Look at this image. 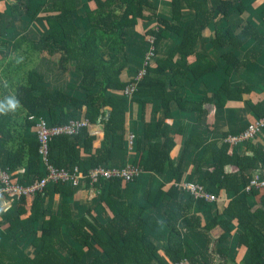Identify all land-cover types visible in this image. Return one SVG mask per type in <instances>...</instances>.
Wrapping results in <instances>:
<instances>
[{"label": "trees", "instance_id": "1", "mask_svg": "<svg viewBox=\"0 0 264 264\" xmlns=\"http://www.w3.org/2000/svg\"><path fill=\"white\" fill-rule=\"evenodd\" d=\"M83 1V25L72 19L75 0L50 1V6H37L32 13L30 5L26 7L31 21H45L46 29L41 34L36 31L38 38H29V29L9 43L12 58L8 66L14 67L15 74H10L8 89L0 92V99L14 94L20 108L16 113L0 115V170L7 172L14 184L40 180L45 170L38 154L36 122L44 119L48 125L59 126L86 119L87 125L76 135L50 141L48 161L52 166L66 170L77 167L82 174L98 166L115 167L116 155L122 156L127 147L138 155L145 140L147 148L132 161L142 174L128 183L121 178H100L92 186L100 190L108 213L100 222L91 211L72 222L67 203L62 204L59 216L42 215L39 205L47 189L29 198L31 202L27 197H11L17 201L13 216L2 219L5 206L0 207V264H264V199L255 201L259 189L243 191L255 174H264V126L254 138L236 146L224 142L229 135L242 133L250 123L264 119V104L249 98L252 89L244 83L229 82L232 72H241L243 67L247 71L248 60L254 62L259 48L264 47V6L257 13L258 27L246 22L233 28L225 23L247 10L246 0ZM161 2L168 5L170 16L158 13ZM1 4L5 10L0 12V34H6L22 5L15 0H0ZM207 30L212 32L206 52L200 49L199 39L206 41ZM129 34L151 39L154 54L147 61L143 54L135 71H131L126 51L132 46L126 42ZM170 38L173 46L164 57H158L160 45ZM249 40L256 46L244 55L240 48ZM210 50L218 53L221 65L211 61ZM40 55H59L56 70L69 74L63 85L52 87L37 70ZM220 68L226 81L218 89H209L199 103L180 94L185 78L196 81ZM141 69L145 75L137 82L134 77ZM124 72L127 77L131 74L126 80ZM129 86H135L131 96L125 93ZM231 101L245 104L257 119L220 139L207 141L205 133L213 132L218 112ZM171 104L194 121L192 126L179 124L176 141L167 127L162 128L163 122L153 123L158 113L154 106L170 120ZM129 105L136 113L128 134ZM12 125L17 131L33 129L34 133H26L24 144L6 147L4 137L9 136ZM199 126L200 136L196 133ZM191 152L193 159L186 173ZM108 161L112 165H107ZM185 174L186 181L199 174L196 183L222 201L194 199L174 184L153 188L156 175L180 183ZM62 187L69 197L76 190L57 185L55 193ZM166 196L171 207L163 206ZM198 210L200 214H194ZM65 223L72 224L70 237L82 249L75 250L64 242L60 229ZM232 223L240 231L234 236L236 252L222 246ZM161 225L170 229L177 242L179 228L198 231L200 252L173 241L157 249L148 235Z\"/></svg>", "mask_w": 264, "mask_h": 264}, {"label": "crops", "instance_id": "2", "mask_svg": "<svg viewBox=\"0 0 264 264\" xmlns=\"http://www.w3.org/2000/svg\"><path fill=\"white\" fill-rule=\"evenodd\" d=\"M19 1V3L22 5L20 8L19 13L17 14V18L14 21V25L9 26L7 29L8 32L6 34H0V43L1 40H4V44L6 47H8L9 43L13 41L14 36L16 33H24L27 32L31 27H35V30L38 33H44L46 29V22L44 21H31V16L30 12L32 13V9L39 6V7H48L51 5L50 1H56V0H15ZM161 1H166V0H161ZM84 1L83 0H75V9L71 13L72 19L79 22L81 25L86 24L85 23V17H84ZM246 5L249 6L247 10L238 18L234 19L233 21L231 20L229 23H225V26H228L231 23V26L234 28L236 26H240L245 24L246 22H249L253 26H259V21H258V16L257 13H259V10L264 6V0H246ZM5 4L0 5V12L5 10ZM9 5V4H7ZM27 5H30L31 10L30 12H27L26 7ZM158 13L163 14L164 16H170V9L168 5H166L164 2H161L158 8ZM41 16V14H40ZM37 23L39 26H37ZM238 24V25H237ZM25 26V30H20L19 28ZM28 28V29H27ZM13 30H16L14 33ZM34 30V29H33ZM211 30H207L206 32V37H208V40L211 38ZM36 33V34H38ZM19 37V36H17ZM16 37V38H17ZM38 38V35L36 37ZM173 39H167L164 41L163 44L160 45L159 50H158V57H164L167 54V51L173 46ZM201 42V40H200ZM202 45V44H200ZM203 46V45H202ZM255 44L252 40H249L246 45H244L242 48H240V51L242 54L246 55L253 49H255ZM206 52L208 51L207 46H205ZM260 52L258 54L257 59L253 62L252 60H248L247 62V71L240 69L239 71L247 72L244 73L242 76L240 75L241 72H238V69L232 72L231 76L229 77V82L232 85H237L239 83H244L247 85L249 88L252 89L251 94L249 95V98L253 101H257L258 103L261 102V104H264V47L259 48ZM208 55L211 59V61L216 62L218 64L220 63V58L217 52L214 51H209ZM2 53H0V92H4L6 89H8V78L10 77L11 73L15 74V71H13L14 67H9L7 65H1L3 61ZM6 56L10 58L12 56V53L9 52ZM59 55H53L52 57H45V55H40L39 59L37 58L36 61V66L37 70L42 73L45 76V80L53 87L54 85L60 86L63 85L62 83L64 81H60V77L58 76L57 73H59L56 68L57 60H58ZM243 57V56H242ZM131 58V56H129ZM8 68V69H7ZM5 69H7L5 71ZM2 71H4V76L2 75ZM131 71H135L132 70ZM253 73L254 76L251 74ZM60 74V73H59ZM69 77V74L66 73ZM131 75V74H130ZM129 75V76H130ZM126 78H128L126 75H124ZM51 80H49V78ZM68 79V78H67ZM227 77L224 74L223 70L220 68L218 70L213 71L207 76H204L201 79H198L196 81H192L189 78H185L182 82V84L179 87L180 94L186 98L187 101H192V102H200L205 93L209 89H218L221 84L226 81ZM261 94H260V93ZM247 98V96H246ZM156 111L158 113L156 114V121L153 123L158 122H163L162 128H168L169 129V136L174 139L175 141L177 140L176 136V131L179 129V124L183 125H193L194 121H190V119L184 114H182L179 109L174 105L171 104L170 110H171V119L167 120L165 119L164 115L161 119L160 113H159V108L155 107ZM134 111L136 112V109L133 108V106L129 105L128 106V134L131 131V128L134 124L135 121H133V116H134ZM151 114V112H150ZM257 118L254 117L248 108L245 106V104L238 103V102H227L226 108H224L222 111L218 112L216 119H215V124H214V130L213 132L208 135H206L207 141H211L213 139H220L223 137L224 134H229L237 131L245 122H252L256 120ZM195 126V125H194ZM14 125H12V128L10 130L9 136L4 137L6 141V147H17L18 145L24 144V137L26 136V133L31 134L34 133L33 129H30V131H25L23 129H20L19 131L15 130ZM133 130V129H132ZM204 132V131H203ZM20 134L21 137L16 134ZM132 133V132H131ZM196 133L197 135L200 136V126L196 128ZM27 134V135H28ZM132 135V134H131ZM148 146L147 142L143 140L141 142V150L139 151L140 153L137 155L136 153L133 152V148H128L124 149V152L122 156L116 155L115 156V167H119L120 165L124 166L127 164L132 163L135 159L139 157L141 152L146 149ZM178 146V145H177ZM178 149H176L177 151ZM142 155V154H141ZM200 157V155L198 156ZM190 162L188 161L187 167H186V173L188 170H190L191 166V161L193 159V153L191 152L189 157ZM107 165H112L111 161L107 162ZM77 168V167H74ZM78 169V168H77ZM66 170V169H64ZM187 175H184L183 180ZM155 180L153 181V188L156 189L160 187V185L169 186L172 183V181L169 180L168 177L163 179L159 175L155 176ZM200 175L198 174V177L195 176L194 179H199ZM182 180V181H183ZM10 181V177H9ZM34 182V181H33ZM147 181H139V184H143ZM193 182V181H192ZM196 182V181H195ZM11 183V182H10ZM88 183V184H87ZM14 184V183H11ZM17 184V183H15ZM95 184V183H94ZM90 185L88 181L85 183H82L80 187L74 188L69 185H62V184H55V185H49L47 187L46 194L42 196L40 205H39V211L42 215H52V216H59L61 214V208L62 204H68L69 205V214L72 222L77 221L80 217L85 215V212L91 211L94 218L97 219L99 222L103 219H105L108 215V213L105 212L104 206L101 201V197L99 196L100 190L96 189L95 187L93 188ZM57 185H62V186H69L72 189H76L71 191V196L69 197L66 193L65 187L61 188V191L59 193H55V186ZM91 186V188L87 187ZM222 198L226 199L227 196L226 194H221ZM255 201L258 202L260 199H264V191L263 192H258L255 196ZM27 197V201H30ZM3 201L4 203H2ZM169 198L166 196L164 198V203H168ZM222 201L219 199V202ZM17 201L13 198H9L8 200H0V207L3 205L5 206V216L7 214H11L16 208ZM169 204V203H168ZM172 204V203H171ZM2 206V207H3ZM8 209V211H6ZM4 212L2 214H4ZM194 214H200V211H195ZM10 216H13L12 214ZM89 222H91L90 219H88ZM230 236L227 238L225 243L222 244V246H227L229 251L232 250L236 252V248L234 246L235 242V234L239 233V229L232 223L230 225ZM72 229V224L71 223H65L61 225V234L64 239V242H67L68 246L73 247L75 250H80L82 247L77 245L72 238L70 237V232ZM179 237L178 242L176 241V238L172 237V232H170V229L164 225H161V227L148 235V238L150 242L156 246L157 249L162 250L165 248L169 241H173L174 244H182L186 248H191L193 250L199 251L200 252V233L198 231H190L186 230L184 228H179ZM30 248V247H28ZM60 252V251H59ZM93 253V252H91ZM88 253L87 255L91 254ZM231 252H229V255ZM237 254V253H236ZM161 258V257H160ZM214 260V258H213ZM237 261V260H235ZM151 264H155V261H152ZM229 264H232L231 262Z\"/></svg>", "mask_w": 264, "mask_h": 264}, {"label": "built area", "instance_id": "3", "mask_svg": "<svg viewBox=\"0 0 264 264\" xmlns=\"http://www.w3.org/2000/svg\"><path fill=\"white\" fill-rule=\"evenodd\" d=\"M147 61V60H146ZM145 61V62H146ZM143 74L145 72L142 69ZM140 73V71L138 72ZM137 77V82H138ZM135 89V86L126 88V93L130 95ZM30 120L32 118L30 117ZM87 120H71L65 125L50 126L46 120L41 119L35 124V135L38 142V154L41 158V163L44 167L45 174L39 181H34L27 185L11 184L7 172L0 170V199L10 195L16 196H33L38 191L43 190L49 185L62 184L71 187H80L86 181L90 185L96 183L100 178L109 180L111 178L124 179L126 183L131 182L135 176H138L142 171L138 165H130L126 167H102L98 166L91 168L86 174H82L77 168L73 170L57 169L52 166L47 160V146L53 137L68 135H76L80 128L87 125ZM264 126V119H259L251 123L247 130L236 135H229L224 142L231 145H238L246 140L254 138L260 129ZM133 136L128 137V144L131 145ZM175 187L183 192L190 194L194 199H203L206 203H214L219 201V198L213 193L206 192L205 189L198 183L183 180L180 183H174ZM264 188V174H255L254 177L245 185L243 191L251 192L252 189L262 190Z\"/></svg>", "mask_w": 264, "mask_h": 264}, {"label": "rangeland", "instance_id": "4", "mask_svg": "<svg viewBox=\"0 0 264 264\" xmlns=\"http://www.w3.org/2000/svg\"><path fill=\"white\" fill-rule=\"evenodd\" d=\"M86 23V22H85ZM37 26H39V24L37 23ZM20 30H25L26 29V27L25 26H22V27H20L19 28ZM34 29V30H33ZM138 30H139V32L140 33H142L141 32V30L142 29H140V28H138ZM22 34H20V33H16L15 34V36H14V39L17 37V36H21ZM36 30H35V27H31V29H30V31L27 33V36L29 37V38H34V37H36ZM200 40H201V44L203 45V47L201 46V50H204L205 49V46H206V44H207V40H208V37H206V41H205V39L204 38H201V39H199V43H200ZM126 42H127V45H132V46H128L127 47V49H126V51H127V54L128 55H130L131 56V66H132V69L133 70H135L136 69V67H138V65H139V63L141 62V56L144 54V59L145 60H148V57L150 58V57H153L154 56V54H153V51H152V46H151V39H149V38H145L144 40H142V38H138L137 36H135V35H133V34H129V36L127 37V40H126ZM148 45H146V44ZM11 45V44H10ZM10 45H8V47H6L5 46V44H4V40L2 39L1 40V43H0V53H2V56L1 57H3V61H2V63H1V65H7L8 64V62L10 61V59L12 58V57H10V58H8V56H6L8 53H9V49H10ZM137 53H139L140 55L139 56H135V54H137ZM143 65L145 66V63L143 62ZM8 69V68H7ZM7 69H5V71L7 70ZM142 70V69H141ZM140 70V73H136V75H135V77H134V79H136L137 80V77H138V80H141L142 79V77L145 75V72H144V74H143V71H141ZM2 73V75L4 76V71H2L1 72ZM58 74V76L60 77V81H64L65 79H67L68 78V75L66 74V72H64V73H57ZM124 75H125V72H124ZM124 77V76H123ZM51 78L52 77H50L49 78V80H51ZM125 80L127 79L126 77L124 78ZM135 111H134V115H135ZM159 113H160V117H161V119H162V117H163V115H161L163 112H162V109H160L159 110ZM23 118V117H22ZM31 118H33V117H31ZM29 120H30V117L28 118ZM135 119H134V116H133V121H134ZM67 124V123H66ZM65 125V124H64ZM51 126V125H50ZM131 135V134H130ZM129 135V136H130ZM62 136V135H61ZM65 136H68V135H65ZM74 136V135H73ZM56 137H58V136H56ZM37 138V137H36ZM53 138H55V137H53ZM52 138V139H53ZM50 143V142H49ZM47 150H49V145L47 146ZM47 160H48V154H47ZM49 162V161H48ZM52 165V164H51ZM130 165H132V163H130V164H127V165H124V167H126V166H130ZM71 171L73 170V168L72 169H70ZM140 174H142V173H140ZM39 181V180H38ZM193 181H198V179H194ZM264 191V188L261 190V192H263ZM2 203H4V202H2ZM163 206H166V207H171L172 206V204L171 203H167V204H163ZM6 211H8V209H6ZM9 212V211H8ZM6 215L9 217L10 215L9 214H7L6 213ZM7 216H5V212H4V214H2L1 215V217H2V219H5ZM28 250L30 249V248H27ZM26 248H25V251L27 250ZM91 253V252H90Z\"/></svg>", "mask_w": 264, "mask_h": 264}, {"label": "clouds", "instance_id": "5", "mask_svg": "<svg viewBox=\"0 0 264 264\" xmlns=\"http://www.w3.org/2000/svg\"><path fill=\"white\" fill-rule=\"evenodd\" d=\"M19 108H20V102H19V100H17V98L15 97L14 94L7 95L3 99H0V115H3L5 113H16ZM20 185H22V184H20ZM47 187H45L44 189H47ZM38 192H40V191H38ZM14 196L19 197V198H25V197L32 198V196H24L23 197V196L10 195V196H7V197L2 198L0 200H3V199L7 200V199L14 197Z\"/></svg>", "mask_w": 264, "mask_h": 264}, {"label": "bare ground", "instance_id": "6", "mask_svg": "<svg viewBox=\"0 0 264 264\" xmlns=\"http://www.w3.org/2000/svg\"><path fill=\"white\" fill-rule=\"evenodd\" d=\"M129 87H130V86H129ZM127 88H128V87H127ZM134 90H135V89H134ZM133 92H134V91H133ZM133 92H132V93H133ZM125 93H126V90H125ZM132 93H131V94H132ZM126 94H127V93H126ZM131 94H130V95L127 94V95H128V96H131ZM74 120H86V119H74ZM87 121H88V120H87ZM252 123H253V122H252ZM250 124H251V123H250ZM250 124H249V125H250ZM249 125H248V126H249ZM248 126H247V128H248ZM247 128H246L245 130H247ZM245 130H244V131H245ZM260 130H261V129H260ZM244 131H243V132H244Z\"/></svg>", "mask_w": 264, "mask_h": 264}]
</instances>
